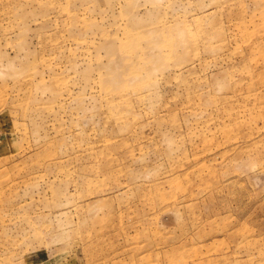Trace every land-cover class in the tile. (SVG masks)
Wrapping results in <instances>:
<instances>
[{
	"label": "rangeland",
	"instance_id": "rangeland-1",
	"mask_svg": "<svg viewBox=\"0 0 264 264\" xmlns=\"http://www.w3.org/2000/svg\"><path fill=\"white\" fill-rule=\"evenodd\" d=\"M0 264H264V0H0Z\"/></svg>",
	"mask_w": 264,
	"mask_h": 264
}]
</instances>
